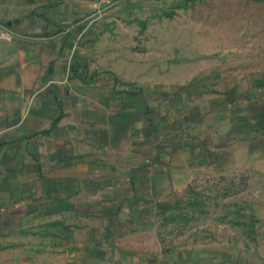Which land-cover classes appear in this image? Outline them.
Returning a JSON list of instances; mask_svg holds the SVG:
<instances>
[{
    "label": "crops",
    "instance_id": "crops-1",
    "mask_svg": "<svg viewBox=\"0 0 264 264\" xmlns=\"http://www.w3.org/2000/svg\"><path fill=\"white\" fill-rule=\"evenodd\" d=\"M120 1L0 0V264H189L157 235L173 193L264 151V58L149 85L74 66Z\"/></svg>",
    "mask_w": 264,
    "mask_h": 264
},
{
    "label": "rangeland",
    "instance_id": "rangeland-1",
    "mask_svg": "<svg viewBox=\"0 0 264 264\" xmlns=\"http://www.w3.org/2000/svg\"><path fill=\"white\" fill-rule=\"evenodd\" d=\"M102 9L74 55L93 75L183 83L264 58V0H125ZM157 235L189 264H264V151L193 172Z\"/></svg>",
    "mask_w": 264,
    "mask_h": 264
},
{
    "label": "water",
    "instance_id": "water-1",
    "mask_svg": "<svg viewBox=\"0 0 264 264\" xmlns=\"http://www.w3.org/2000/svg\"><path fill=\"white\" fill-rule=\"evenodd\" d=\"M123 1H125V0H121L120 2H117V4H119V3H121V2H123ZM116 4V5H117ZM97 16V15H96ZM95 17V16H94ZM94 17H92V18H94ZM91 18V19H92ZM90 19V20H91ZM0 31H2L4 34H6L7 36H9V37H18V36H16V35H14L12 32H10L9 30H7L6 28H4L3 26H1L0 25ZM18 38H20V37H18Z\"/></svg>",
    "mask_w": 264,
    "mask_h": 264
},
{
    "label": "built area",
    "instance_id": "built-area-1",
    "mask_svg": "<svg viewBox=\"0 0 264 264\" xmlns=\"http://www.w3.org/2000/svg\"><path fill=\"white\" fill-rule=\"evenodd\" d=\"M8 37V36H7Z\"/></svg>",
    "mask_w": 264,
    "mask_h": 264
}]
</instances>
